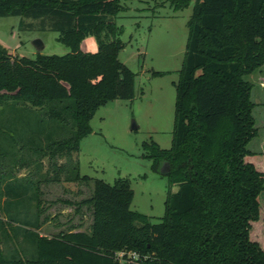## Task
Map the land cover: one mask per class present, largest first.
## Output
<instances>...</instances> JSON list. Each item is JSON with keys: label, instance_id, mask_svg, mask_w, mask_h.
<instances>
[{"label": "trees", "instance_id": "obj_1", "mask_svg": "<svg viewBox=\"0 0 264 264\" xmlns=\"http://www.w3.org/2000/svg\"><path fill=\"white\" fill-rule=\"evenodd\" d=\"M121 1L0 0V16L36 21L70 49L29 58L0 44V264H264V246L250 236L262 217L264 171L246 159L258 154L247 148L258 129L246 76L264 64V0H194L171 146L142 144L154 170L169 165L160 220L130 208L128 178L94 179L76 208L90 211L88 229L40 233L41 183L88 184L76 154L91 118L109 101L135 97V73L118 58ZM156 1L181 9L192 0ZM90 35L97 50H81Z\"/></svg>", "mask_w": 264, "mask_h": 264}, {"label": "rangeland", "instance_id": "obj_2", "mask_svg": "<svg viewBox=\"0 0 264 264\" xmlns=\"http://www.w3.org/2000/svg\"><path fill=\"white\" fill-rule=\"evenodd\" d=\"M121 3L125 9L118 13L115 21L123 28L120 38L125 46L118 58L135 73V97L109 101L91 118L92 131L80 140L76 154L80 174L91 178L88 184L41 183L44 213L40 217L39 231L46 236L66 231L70 226L73 230L88 229L90 211L85 206L76 208L77 202L91 194L94 179L113 184L119 177L128 178L134 193L130 208L146 214L152 222H158L164 214L169 190L168 178L162 168L165 163L159 170H154L152 159L145 156L142 144L155 141L161 148L171 146L175 83L195 1L181 9H174L167 1L122 0ZM22 20L33 22L34 26L22 27ZM58 35V32L41 29L36 21L21 16H0V44L12 56L33 58L38 53L66 54L70 49L58 41ZM35 39L41 40L42 49L35 47ZM80 48L86 52L96 51L95 37H85ZM152 71L164 73L153 75ZM246 77L252 83L253 116L258 129L257 135L247 144L248 149L258 154L247 155L246 159L264 171V64ZM133 122L136 128H131ZM43 162L45 171L47 158ZM28 173L29 170L24 168L17 175ZM177 188V184L171 186L172 191ZM259 201L262 217L253 224L250 236L264 246V191ZM127 257L131 254L127 253Z\"/></svg>", "mask_w": 264, "mask_h": 264}, {"label": "water", "instance_id": "obj_3", "mask_svg": "<svg viewBox=\"0 0 264 264\" xmlns=\"http://www.w3.org/2000/svg\"><path fill=\"white\" fill-rule=\"evenodd\" d=\"M33 44L35 45V47H36L38 50H40V49L43 48V44H42L41 40H39V39H35V40L33 41ZM131 128H136V124H134V122L132 123ZM162 168H163V171L166 172V171L168 170V164L165 163V164L162 166Z\"/></svg>", "mask_w": 264, "mask_h": 264}, {"label": "built area", "instance_id": "obj_4", "mask_svg": "<svg viewBox=\"0 0 264 264\" xmlns=\"http://www.w3.org/2000/svg\"><path fill=\"white\" fill-rule=\"evenodd\" d=\"M123 254H124L123 251L118 252V253H117V257H118L120 260H123V259H122ZM130 254H131V257H129V258L135 259V258L137 257V253H135V252H131Z\"/></svg>", "mask_w": 264, "mask_h": 264}]
</instances>
